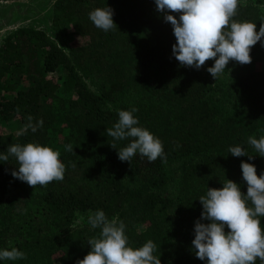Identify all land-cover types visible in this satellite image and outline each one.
<instances>
[{
    "label": "trees",
    "instance_id": "1",
    "mask_svg": "<svg viewBox=\"0 0 264 264\" xmlns=\"http://www.w3.org/2000/svg\"><path fill=\"white\" fill-rule=\"evenodd\" d=\"M107 7L117 27L105 32L89 13ZM166 14L179 20L182 13H161L155 0H56L52 22L64 39L71 29L68 52L34 27L3 40L0 154L12 144L49 147L60 153L65 172L62 181L33 188L12 176L14 156L0 160V251L26 254L0 264H77L91 251L88 241L99 238L101 229L92 228L89 216L100 210L109 221H123L134 250L151 240L161 264H207L192 244L196 221L211 223L201 218L199 198L227 179L246 195L242 162L264 176V157L248 143L264 136V38L252 47L250 64L230 61L217 80L207 71L214 59L199 70L175 59L177 40ZM232 19L254 23L258 32L264 0H239ZM60 67L67 72L62 82L54 76ZM133 108L135 126L162 142L166 163L162 157L149 162L139 152L131 163L119 159L118 150L133 138L114 140L106 131L120 110ZM29 123L37 131H24ZM9 124L19 132H5ZM236 146L252 159L232 156L229 148ZM257 219L264 231V216Z\"/></svg>",
    "mask_w": 264,
    "mask_h": 264
},
{
    "label": "clouds",
    "instance_id": "2",
    "mask_svg": "<svg viewBox=\"0 0 264 264\" xmlns=\"http://www.w3.org/2000/svg\"><path fill=\"white\" fill-rule=\"evenodd\" d=\"M161 13H182L177 20L174 15H165L166 22L173 26L177 44L173 45L175 59L182 67L199 70L205 63L214 59L213 67L207 71L218 80L230 61L241 65L250 64L251 49L264 38V23L257 32V25L251 22H236L239 0H155ZM114 11L110 7L97 8L89 13L94 25L105 32L117 27L113 20ZM131 111L120 110L118 122L107 129V135L114 140L133 138L131 143L118 150L122 162L131 163L137 152L154 162L164 155L162 142L147 129L137 127L138 119ZM31 121L32 117H28ZM43 126V120L39 121ZM37 126L31 123L24 131ZM22 134V133H21ZM248 143L264 157V136L260 139L249 137ZM117 149L113 143L110 145ZM72 151V146H66ZM234 157L248 156L240 146L229 148ZM9 155L18 163V171L11 174L29 186L46 187L52 181L64 179L65 165L60 161V153L45 146L12 144L7 154H0V160L7 162ZM243 179L247 183V194H243L237 183L228 180L222 189L208 188L206 196L199 201L203 205L202 219L211 223L195 224V239L192 241L195 255L207 264H255L257 258L264 262V231L257 217L264 216V176L257 175L253 164L242 162ZM250 201L254 207H248ZM92 228H100L99 238L88 241L91 251L77 264H161L160 257L154 256L156 245L149 240L139 249L128 246L125 224L115 219L109 221L100 210L89 216ZM225 227L230 232L225 233ZM0 259H26V254L16 248L0 251Z\"/></svg>",
    "mask_w": 264,
    "mask_h": 264
},
{
    "label": "rangeland",
    "instance_id": "3",
    "mask_svg": "<svg viewBox=\"0 0 264 264\" xmlns=\"http://www.w3.org/2000/svg\"><path fill=\"white\" fill-rule=\"evenodd\" d=\"M32 0H10V1H0V9L1 10H8L9 7L13 5H20L21 6V12H24L26 6L28 3ZM37 1L34 9H32V17H30L27 14H22L20 16L16 17V20L12 23H9L5 27H3L0 30V46L3 42V40L14 30L20 28V27H34L37 29L45 30L51 38L59 44L63 49H65L67 52L69 51V46L67 45V41L65 39H68L70 37L71 29L67 28L65 29L66 37L65 39L59 34L57 28H55L53 22H52V5L55 3L56 0H33ZM252 1V0H251ZM17 5V6H18ZM25 13V12H24ZM69 40V39H68ZM67 72L63 67H60L54 76H58L60 78V81L62 82L64 78L66 77ZM86 82L89 84L91 88H93L94 91L96 89L94 88V85L90 79H85ZM60 96L65 97L66 95L62 92L58 93ZM15 124H9L8 129L5 130V132H11L15 131L16 133L19 132V130L15 129ZM56 142V138L53 139ZM55 151V149H54ZM9 196L14 195V189H10L8 192ZM88 214H79L75 219V224H80L86 220L88 217Z\"/></svg>",
    "mask_w": 264,
    "mask_h": 264
},
{
    "label": "flooded vegetation",
    "instance_id": "4",
    "mask_svg": "<svg viewBox=\"0 0 264 264\" xmlns=\"http://www.w3.org/2000/svg\"><path fill=\"white\" fill-rule=\"evenodd\" d=\"M37 1H30L28 3V5L26 6L24 12H21V6L20 5H13L11 7L8 8V10H1L0 9V30L5 27L6 25H8L9 23H12L16 20L17 16H20L22 14H27L30 17H32V14L34 12H32V9H34L35 5ZM35 4V5H34ZM21 8V9H20ZM34 15V14H33Z\"/></svg>",
    "mask_w": 264,
    "mask_h": 264
}]
</instances>
